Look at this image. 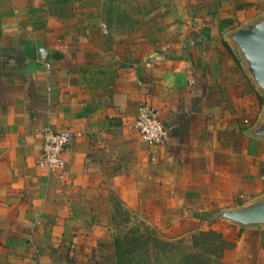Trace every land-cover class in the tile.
Wrapping results in <instances>:
<instances>
[{
  "label": "crops",
  "instance_id": "0c3cea01",
  "mask_svg": "<svg viewBox=\"0 0 264 264\" xmlns=\"http://www.w3.org/2000/svg\"><path fill=\"white\" fill-rule=\"evenodd\" d=\"M206 23L132 53L84 0H0V264H113L110 197L175 241L264 194V141L245 134L260 102ZM140 103L168 129L160 146L126 128ZM46 129L72 135L61 173L38 165ZM209 228L231 245L222 264H264V229Z\"/></svg>",
  "mask_w": 264,
  "mask_h": 264
},
{
  "label": "rangeland",
  "instance_id": "374dc122",
  "mask_svg": "<svg viewBox=\"0 0 264 264\" xmlns=\"http://www.w3.org/2000/svg\"><path fill=\"white\" fill-rule=\"evenodd\" d=\"M85 3L93 7L94 13L99 17L100 30L105 43L110 47L126 52H134L139 47V42L147 38L158 35L164 31L169 24L179 21L188 22L189 26L198 28L199 25L205 26L207 21L213 19L219 22L217 28L221 40L229 47L232 54L236 57L241 69V61L235 50L224 39L227 31L244 26L249 22L255 21L264 15V0H84ZM227 21V26L221 27L222 22ZM225 24V23H224ZM221 27V28H220ZM253 87V86H252ZM254 88V87H253ZM260 102L257 111V118L264 114V91L256 92ZM256 121V120H255ZM246 198L236 200L228 204L226 208L237 207L246 202ZM116 198L110 197L109 206V231L110 236L120 234L124 237L126 232L142 223L148 227L149 233L154 234L158 239L163 240L153 228L146 225L136 216L128 212L129 221L123 223L122 218L115 214L114 205ZM218 207L210 211V215L222 210ZM225 209V208H224ZM112 219V220H111ZM224 223L221 221L201 222V225L208 229L205 231H196L186 237L175 241H182L184 245H189L190 238L198 232L211 231L209 227L213 223ZM225 224V223H224ZM200 225V226H201ZM139 234L145 239L146 234L140 229ZM165 241V242H175ZM215 263L220 262L215 258ZM221 263V262H220Z\"/></svg>",
  "mask_w": 264,
  "mask_h": 264
},
{
  "label": "trees",
  "instance_id": "16d2710c",
  "mask_svg": "<svg viewBox=\"0 0 264 264\" xmlns=\"http://www.w3.org/2000/svg\"><path fill=\"white\" fill-rule=\"evenodd\" d=\"M113 205L115 214L122 218L123 223H128V212L117 201ZM140 229L146 234L145 239L139 234ZM149 232L147 226L138 223L124 237L111 235L113 264H222L218 262L222 252L231 246L211 231L194 234L189 245L182 241L165 242Z\"/></svg>",
  "mask_w": 264,
  "mask_h": 264
},
{
  "label": "water",
  "instance_id": "95a60500",
  "mask_svg": "<svg viewBox=\"0 0 264 264\" xmlns=\"http://www.w3.org/2000/svg\"><path fill=\"white\" fill-rule=\"evenodd\" d=\"M227 44L240 58L243 72L256 92L264 91V15L244 26L227 31ZM255 140L264 141V114L245 131ZM203 218L209 222L221 221L237 229H264V194L237 207L217 211Z\"/></svg>",
  "mask_w": 264,
  "mask_h": 264
},
{
  "label": "built area",
  "instance_id": "2783aa9c",
  "mask_svg": "<svg viewBox=\"0 0 264 264\" xmlns=\"http://www.w3.org/2000/svg\"><path fill=\"white\" fill-rule=\"evenodd\" d=\"M127 130L136 133L149 146H160L165 142L168 129L158 118L157 111L146 103H140L135 117ZM39 167L61 173L64 167L63 155L72 135L68 132L42 131Z\"/></svg>",
  "mask_w": 264,
  "mask_h": 264
}]
</instances>
